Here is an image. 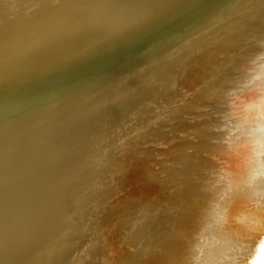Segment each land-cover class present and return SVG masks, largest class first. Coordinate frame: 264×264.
Here are the masks:
<instances>
[{
  "label": "water",
  "instance_id": "95a60500",
  "mask_svg": "<svg viewBox=\"0 0 264 264\" xmlns=\"http://www.w3.org/2000/svg\"><path fill=\"white\" fill-rule=\"evenodd\" d=\"M262 101L264 0H0V264H251Z\"/></svg>",
  "mask_w": 264,
  "mask_h": 264
},
{
  "label": "clouds",
  "instance_id": "9594fccd",
  "mask_svg": "<svg viewBox=\"0 0 264 264\" xmlns=\"http://www.w3.org/2000/svg\"><path fill=\"white\" fill-rule=\"evenodd\" d=\"M261 103L262 105H264V101H262ZM258 118L261 123L258 125L257 131H259L261 135L264 136V108L260 110ZM255 148L259 149V151H254L257 156H260L262 153H264V140L257 141Z\"/></svg>",
  "mask_w": 264,
  "mask_h": 264
},
{
  "label": "snow or ice",
  "instance_id": "6c2138e0",
  "mask_svg": "<svg viewBox=\"0 0 264 264\" xmlns=\"http://www.w3.org/2000/svg\"><path fill=\"white\" fill-rule=\"evenodd\" d=\"M251 264H264V242L258 247L257 253L253 257Z\"/></svg>",
  "mask_w": 264,
  "mask_h": 264
}]
</instances>
